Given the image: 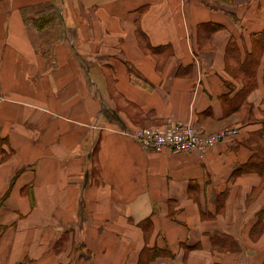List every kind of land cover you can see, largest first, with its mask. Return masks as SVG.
I'll use <instances>...</instances> for the list:
<instances>
[{
  "label": "crops",
  "instance_id": "crops-1",
  "mask_svg": "<svg viewBox=\"0 0 264 264\" xmlns=\"http://www.w3.org/2000/svg\"><path fill=\"white\" fill-rule=\"evenodd\" d=\"M0 264H264V0H0Z\"/></svg>",
  "mask_w": 264,
  "mask_h": 264
},
{
  "label": "built area",
  "instance_id": "built-area-1",
  "mask_svg": "<svg viewBox=\"0 0 264 264\" xmlns=\"http://www.w3.org/2000/svg\"><path fill=\"white\" fill-rule=\"evenodd\" d=\"M94 127H99V124L95 123ZM118 130L125 136L137 141L146 150L153 152L172 150L176 152L195 151L204 153L211 147L232 142L239 135L238 130L229 127L210 134L202 133L191 122L183 125H172L165 130L148 129L143 132L127 129Z\"/></svg>",
  "mask_w": 264,
  "mask_h": 264
},
{
  "label": "rangeland",
  "instance_id": "rangeland-1",
  "mask_svg": "<svg viewBox=\"0 0 264 264\" xmlns=\"http://www.w3.org/2000/svg\"><path fill=\"white\" fill-rule=\"evenodd\" d=\"M45 20H60L59 16H58V12L59 10H55L53 9H46L45 11ZM56 16H58L56 19ZM203 133V132H202Z\"/></svg>",
  "mask_w": 264,
  "mask_h": 264
},
{
  "label": "trees",
  "instance_id": "trees-1",
  "mask_svg": "<svg viewBox=\"0 0 264 264\" xmlns=\"http://www.w3.org/2000/svg\"><path fill=\"white\" fill-rule=\"evenodd\" d=\"M57 17H58V16H56V19H58Z\"/></svg>",
  "mask_w": 264,
  "mask_h": 264
}]
</instances>
